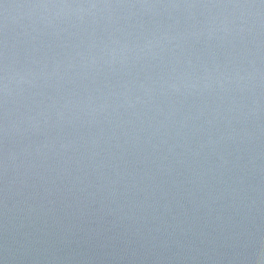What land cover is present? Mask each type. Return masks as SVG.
<instances>
[{"label":"water","instance_id":"water-1","mask_svg":"<svg viewBox=\"0 0 264 264\" xmlns=\"http://www.w3.org/2000/svg\"><path fill=\"white\" fill-rule=\"evenodd\" d=\"M0 264H264V0H0Z\"/></svg>","mask_w":264,"mask_h":264}]
</instances>
